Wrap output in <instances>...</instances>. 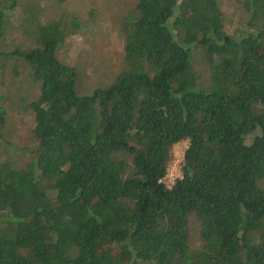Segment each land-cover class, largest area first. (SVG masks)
<instances>
[{
  "label": "trees",
  "instance_id": "trees-1",
  "mask_svg": "<svg viewBox=\"0 0 264 264\" xmlns=\"http://www.w3.org/2000/svg\"><path fill=\"white\" fill-rule=\"evenodd\" d=\"M238 1L244 28L228 35L219 0H137L121 69L85 96L56 23L10 54L39 93L28 162L0 161V264H264V0Z\"/></svg>",
  "mask_w": 264,
  "mask_h": 264
},
{
  "label": "rangeland",
  "instance_id": "rangeland-1",
  "mask_svg": "<svg viewBox=\"0 0 264 264\" xmlns=\"http://www.w3.org/2000/svg\"><path fill=\"white\" fill-rule=\"evenodd\" d=\"M137 0H0V161L23 166L29 160L33 112L28 104L37 98L39 84L29 77L20 56L36 47L42 26L56 23L62 41L55 52L57 60L74 69V91L79 96L109 85L121 69L124 36L120 23L130 15ZM228 35L244 28L246 15L238 0H219ZM192 69L198 81L206 85L209 70L200 51L192 52ZM187 142L171 148L169 165L180 166ZM264 189V179L259 183ZM188 242L199 246L198 224L187 223Z\"/></svg>",
  "mask_w": 264,
  "mask_h": 264
},
{
  "label": "built area",
  "instance_id": "built-area-1",
  "mask_svg": "<svg viewBox=\"0 0 264 264\" xmlns=\"http://www.w3.org/2000/svg\"><path fill=\"white\" fill-rule=\"evenodd\" d=\"M180 177L179 166L175 165L173 168L171 165H167L164 176L158 181L161 183L166 189H169L173 182Z\"/></svg>",
  "mask_w": 264,
  "mask_h": 264
}]
</instances>
